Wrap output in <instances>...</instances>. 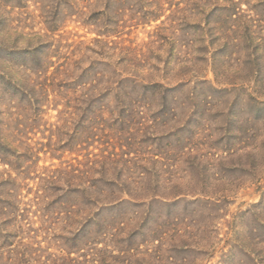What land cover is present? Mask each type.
Returning <instances> with one entry per match:
<instances>
[{
	"label": "rangeland",
	"instance_id": "374dc122",
	"mask_svg": "<svg viewBox=\"0 0 264 264\" xmlns=\"http://www.w3.org/2000/svg\"><path fill=\"white\" fill-rule=\"evenodd\" d=\"M0 264H264V0H0Z\"/></svg>",
	"mask_w": 264,
	"mask_h": 264
},
{
	"label": "trees",
	"instance_id": "16d2710c",
	"mask_svg": "<svg viewBox=\"0 0 264 264\" xmlns=\"http://www.w3.org/2000/svg\"><path fill=\"white\" fill-rule=\"evenodd\" d=\"M74 192H81V194H91L89 191H88V188L87 187H77V188H74ZM90 203H93L92 201H90Z\"/></svg>",
	"mask_w": 264,
	"mask_h": 264
}]
</instances>
